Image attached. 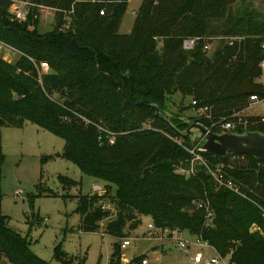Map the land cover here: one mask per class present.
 Masks as SVG:
<instances>
[{
	"label": "trees",
	"instance_id": "trees-1",
	"mask_svg": "<svg viewBox=\"0 0 264 264\" xmlns=\"http://www.w3.org/2000/svg\"><path fill=\"white\" fill-rule=\"evenodd\" d=\"M27 1L31 5L20 21L10 12L14 0H0V42L17 52L11 63L0 57V126L30 121L52 132L65 143L58 155L103 184L102 194L77 196L80 231H96L110 217L102 203L107 199L116 213L105 231L116 238L127 237L141 216H149L155 227L201 239L233 264H264V162L200 153L209 167L222 166L224 178L239 185L241 193H236L192 161L186 148L198 141L180 133L189 121L217 133H264V116L240 115L251 95L264 99L259 81L264 20L251 12L232 16L234 0H142L131 31L120 33L129 0ZM39 6L55 9L53 31L38 32ZM214 33L243 37L208 55L201 38ZM189 36L200 38L186 50L183 40ZM177 93L182 102L188 99L182 109L208 110L186 120L170 116L166 105ZM238 116L246 123L221 128ZM100 126L115 134L114 143ZM192 163L193 171L186 173ZM58 178L62 186L78 183ZM253 223L262 232L251 231ZM0 258L11 264H51L31 251L1 211ZM54 258L84 264V258L61 246ZM107 264H122L119 242Z\"/></svg>",
	"mask_w": 264,
	"mask_h": 264
},
{
	"label": "rangeland",
	"instance_id": "rangeland-1",
	"mask_svg": "<svg viewBox=\"0 0 264 264\" xmlns=\"http://www.w3.org/2000/svg\"><path fill=\"white\" fill-rule=\"evenodd\" d=\"M141 2L142 0H129L120 24V33L131 31ZM30 5L27 0H14L10 12L16 19L23 21ZM37 9L38 32L53 31L56 26L55 9L49 6H39ZM16 10L23 12L22 15L17 16ZM231 10L232 16L251 12L254 18L264 20V0H234ZM232 36L237 37L232 44L243 37L220 33L205 34L201 38L205 40L204 50L210 55ZM199 38L196 36L184 40L196 41ZM0 57L11 63L17 57V52L0 42ZM43 71H48V68ZM259 81L264 83V70ZM57 97L54 93L53 99ZM181 102L178 93L169 98L166 109L170 116H179L186 120L187 116L197 114L193 108H181L182 105H187L188 99L183 104ZM240 115L264 116V99L252 105L249 102ZM192 137L197 140V132ZM64 144L62 138L30 121H25L22 127L0 126V211L8 217L10 227L27 238L31 251L51 264H61L54 258L57 246H61L72 256L84 258V264H107L114 243L121 244L123 240L105 231L108 221L115 217V205L104 199L102 203L105 209L110 210V217L100 221L96 231H80V215L76 212L77 196L93 194L96 186H99V194H102L104 188L100 181L82 173L73 162L58 155ZM45 157L49 158L43 160ZM193 164L195 163H192L191 171L194 169ZM219 168L222 166L218 165L217 169ZM59 175L67 176L78 183L75 186H62ZM140 219L141 223L127 234L131 238L130 244L121 248L122 262L125 261V264H141L144 258L147 264H197L192 260L197 251L204 258L218 254L209 247L199 248L193 244L189 248L179 246L181 239L190 242L194 237L178 230L171 232L161 228L155 231V235L162 239H149L147 233L151 218L141 216ZM0 264L11 263L0 258Z\"/></svg>",
	"mask_w": 264,
	"mask_h": 264
},
{
	"label": "built area",
	"instance_id": "built-area-1",
	"mask_svg": "<svg viewBox=\"0 0 264 264\" xmlns=\"http://www.w3.org/2000/svg\"><path fill=\"white\" fill-rule=\"evenodd\" d=\"M23 12L21 11H17L15 12V14L17 16H20L22 15ZM100 14H103V11H100ZM237 37L235 36H232V37H228L227 38V43L228 44H232L233 41L236 39ZM194 41L195 39H186L184 40V43H183V46L185 49H191L193 48V45H194ZM204 48H206V46H204ZM262 48L264 50V42L262 43ZM259 66L262 70H264V59H262L259 63ZM41 68L42 69H46L48 68V65L47 63L45 62H42L41 63ZM260 98L257 96V95H251L249 97V102H250V105L256 103L257 101H259ZM193 105H196V101H193ZM197 113L199 115H203L205 114V112L208 110V107L206 106H200L198 107L197 109ZM240 116H238V120L237 122H234V121H227V122H224L221 124V128L222 129H233L236 127L237 123H242V124H245L246 121H241V119L239 118ZM99 128V131L101 132H104L106 133V137L108 138V142L109 143H114V139H115V134L108 130L107 128L105 127H98ZM188 149V151L192 154L193 158H192V161H199L200 163H202L203 165H205L208 169V172L210 173V175L212 176V178L216 181V183H218L219 185H223L224 187L228 188V189H231L233 191H235L236 193H241L240 189H239V185L234 182L233 180H231L230 178H224L223 174L220 173V170L219 169H213L211 167L208 166L207 162L203 159V157L201 156V152H204V148L201 146V143H197L195 146L193 147H190V148H186ZM192 170V168H191ZM191 170H188L186 171L187 172H190ZM180 172H184L183 169H180ZM95 190L99 193V186H96L95 187ZM196 206L198 208L204 206V204L200 201H198L196 203ZM263 215H264V211H263ZM212 216V213L210 210L207 211V217H211ZM149 229H148V237L149 239H152V238H156V239H162V237L158 238L156 235H155V231L156 230H161V228H157L155 227L152 222L148 225ZM167 230V229H165ZM251 231H260L262 232V228L260 226H258L257 224L253 223L252 226H251ZM131 242V238L129 237H125L123 238L120 246L121 248L125 247L126 245H129ZM179 246L181 247H190L191 244L193 245H196L198 246L199 248H203V247H209L211 249L214 250V248L212 246H210L207 242L205 241H202L201 239H198V238H193L192 241H185L183 239H181V241L178 242ZM192 260L193 262L197 263V264H233L229 261V258L226 259L220 255H218L216 253V255H212V256H207L206 258H204V256L202 255V253H200L199 251L195 252L194 255L192 256ZM125 264V263H124ZM141 264H147V260L144 258L141 260Z\"/></svg>",
	"mask_w": 264,
	"mask_h": 264
},
{
	"label": "water",
	"instance_id": "water-1",
	"mask_svg": "<svg viewBox=\"0 0 264 264\" xmlns=\"http://www.w3.org/2000/svg\"><path fill=\"white\" fill-rule=\"evenodd\" d=\"M156 108V113H158ZM190 126L180 132L183 136H190L197 132L198 139L205 151L219 156L228 154L252 156L264 162V133L248 131L244 133L235 132H213L200 123L190 122ZM62 152V151H61ZM125 261L122 262L124 264Z\"/></svg>",
	"mask_w": 264,
	"mask_h": 264
}]
</instances>
